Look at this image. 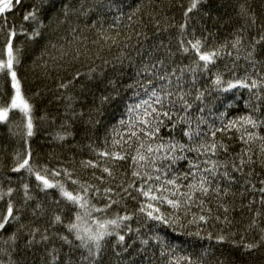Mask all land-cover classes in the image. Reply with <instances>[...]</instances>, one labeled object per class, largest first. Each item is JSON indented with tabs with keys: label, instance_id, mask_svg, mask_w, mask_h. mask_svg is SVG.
Masks as SVG:
<instances>
[{
	"label": "snow or ice",
	"instance_id": "snow-or-ice-1",
	"mask_svg": "<svg viewBox=\"0 0 264 264\" xmlns=\"http://www.w3.org/2000/svg\"><path fill=\"white\" fill-rule=\"evenodd\" d=\"M153 3L0 0V79L12 90L6 101L0 99V125L13 126L10 131L23 143L12 153L8 170L34 178L42 192L59 193L56 207L48 210L30 205L35 199L30 183L14 188L10 176L7 187L0 182V264H104L110 238H115L113 248L127 251L126 236L135 232L139 239L140 227L149 222V231L167 228L207 242L196 260L172 255L175 245H169L171 251H161L166 264H248L264 252V0L259 13L250 0H236L235 16L228 21L212 15L210 0H176L180 22L167 24L164 18L167 27L178 29L176 52L169 49V63L157 58L135 66L131 82L123 86L131 96L121 116L105 128L100 145L92 138L105 106L120 96L124 68L133 66L129 50L136 45L131 41L148 39L139 26L144 16L158 32L167 31L157 8L145 11ZM88 14L97 17L90 21L97 39L77 27L60 31L73 16ZM105 19L111 20L108 29ZM210 21L213 29L231 24V31L218 39ZM125 29L131 34L120 41ZM41 40L39 67L48 78L57 73L55 92L66 101L63 132L55 139L75 141V123L83 126L87 143L70 148L87 150L89 158L78 164L90 170L88 178L64 161L50 168L33 159L29 141L35 135L36 106L25 94L18 69L22 42ZM113 47L119 52L109 59L105 53ZM177 55L189 63L171 59ZM109 70L113 75H106ZM90 84L105 87L93 93ZM77 89L80 95H72ZM86 96L94 97L87 112L77 108ZM74 162L70 157L67 164ZM30 207L31 222L25 223ZM245 211L246 224L236 220ZM40 218L45 223L38 226ZM133 221L140 227L134 229ZM149 239L164 242L158 232ZM141 243L147 245L148 239Z\"/></svg>",
	"mask_w": 264,
	"mask_h": 264
},
{
	"label": "trees",
	"instance_id": "trees-1",
	"mask_svg": "<svg viewBox=\"0 0 264 264\" xmlns=\"http://www.w3.org/2000/svg\"><path fill=\"white\" fill-rule=\"evenodd\" d=\"M92 0H86L87 4H90ZM253 7L259 13L261 11V0H250ZM128 4H134L135 0H127ZM236 0H210L211 11L214 17L220 18L221 21H228L230 17L235 16L234 5ZM152 8H157L160 13L161 28L167 27V24H177L181 20L182 13L180 9L176 6V0H154L151 5H146L145 11H151ZM155 15V13H154ZM167 18V24L164 23V18ZM174 17V19H173ZM96 16L92 14L73 16L68 20L67 24L60 29L61 32H65V29H70L72 27H77L83 35L89 37V39H97L96 29L91 27L90 21L95 22ZM136 19V18H134ZM111 23L110 19H105L103 23L104 29H108V25ZM146 25V27H144ZM143 28V31L147 34L148 39L140 38V43H136L134 38L131 43L135 44L134 49L129 50L130 59L133 61V66L125 67L124 73L120 78L121 88L120 96L114 100L110 105L105 106L104 115L99 117L101 120V125L95 130L92 138L95 140L97 145H100L105 133V128H110L116 120L121 116V111L124 107V102L128 100L131 96V90H124V85L131 82L129 77L134 74L135 66L139 65L141 62H154L157 58L164 59L166 63H169V58L167 53L169 49L172 52H176L177 49V39H178V29L175 27H167V31H157L154 27L153 22L148 20L147 15L144 16L143 24L139 25ZM99 27V25L97 26ZM209 30L216 32L218 39H223L231 31V24H222L216 29H213L212 22L208 24ZM65 34H67L65 32ZM80 33H78L79 35ZM109 35H115V31L110 30ZM127 34H131L129 30H122L118 39L123 41ZM45 41L41 40L36 43L22 42V47L25 49L23 62L18 69V76L21 79L22 85L24 87L25 94L32 99L35 104V135L30 139L29 144L33 151V159L41 165H47L48 167H59L60 161L65 162V166L75 167L77 174L81 178H88L89 171H85L79 167L78 161L81 159L89 158L87 150L79 152L76 149L70 148L73 143H87L84 139L85 132L83 131V126L77 122L74 125L75 131L77 133L75 141L61 142L55 139L57 133L63 132L61 124L64 117V106L66 104L65 100L58 99V93L55 92L56 88V76L57 73H51V78L44 73V71L39 67L41 61L38 59L40 52L42 50ZM91 47V45H89ZM137 50H140V55H137ZM119 49L116 47L112 48L111 53H105L109 59H113L117 55ZM177 63H189L188 60L183 59L179 55L172 57ZM127 61L125 64L127 65ZM59 75H64V73H59ZM106 75H113L111 70H109ZM104 85H89V88L93 93H98L104 90ZM11 86L6 79H0V99L7 100L8 96L11 94ZM40 91V96H34V93ZM107 91H111L109 88ZM107 91L104 94H107ZM72 95L79 96V89L71 93ZM92 96H86V103L77 104L78 109H83L87 112L88 108L93 105ZM46 119H40L45 117ZM13 119L17 124L20 123L19 117L14 116ZM10 125H0V182L4 183V186H8L7 177H11V186L14 188H19V186L24 183H30L32 187V195L34 200L29 202L32 207L36 203H40L45 209L51 210L55 208L53 201L59 199V193L56 190H49L45 193L35 188L34 178H28L23 173H11L9 168L11 166L12 153L19 149H23V143L19 136H15L10 131ZM16 130V129H13ZM237 147H239L237 145ZM70 157L75 158L74 165H68L67 161ZM71 190L72 186L68 185ZM135 205L129 202V208H134ZM29 215L24 217L25 223L31 222V207L28 209ZM67 213V209H65ZM237 221H242L243 223L248 222V214L245 211L243 217L237 215ZM35 223L38 226L44 225V218L37 219ZM132 227L135 229L140 227L135 221L132 222ZM153 228V222H149L147 227H140L139 239H137V234L135 232L130 233L126 236V241L124 247L127 251H124L120 247L113 248L112 244L115 238H110V243L108 244L105 254H104V264H166L167 257H161V251H171L169 245H175V251L172 252L174 256H192L194 260L199 257L201 246L207 242L198 241L194 237H185L173 233L167 228H158L154 231H149ZM215 231L214 229H209ZM159 233L164 237L163 243H157L149 237ZM148 239V244L144 245L141 240ZM135 241V242H133ZM58 244V242H57ZM226 247V246H225ZM67 246L63 247V252L67 253ZM79 253H75L78 256ZM36 264H40L36 261ZM248 264H264V252H257V254L252 257Z\"/></svg>",
	"mask_w": 264,
	"mask_h": 264
}]
</instances>
